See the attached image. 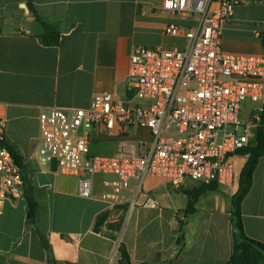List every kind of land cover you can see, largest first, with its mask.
I'll return each instance as SVG.
<instances>
[{
	"label": "crops",
	"instance_id": "1",
	"mask_svg": "<svg viewBox=\"0 0 264 264\" xmlns=\"http://www.w3.org/2000/svg\"><path fill=\"white\" fill-rule=\"evenodd\" d=\"M238 1L223 27L222 49L232 55L263 56L264 0ZM32 3L38 18L26 0H0V115L7 118L8 143L22 158L25 182L22 198L0 205V264H122L121 246L131 264H227L234 244L231 201L237 184L203 193L190 212L189 193L203 183L187 180L174 189L149 177L137 206L114 207L102 200L103 176L95 179L93 197L83 199L79 177L59 171L55 164L42 166L36 157L43 108H87L100 94L126 100L134 48L183 49L188 39L168 35L166 28H194L199 16L164 14L163 0ZM35 20L59 33L58 46L41 42L33 32ZM254 106L244 104L245 119ZM239 160L240 178L248 156ZM149 195L158 201L157 208L143 205ZM27 197L38 204L33 223ZM242 216L247 236L264 244V158L242 203Z\"/></svg>",
	"mask_w": 264,
	"mask_h": 264
},
{
	"label": "built area",
	"instance_id": "2",
	"mask_svg": "<svg viewBox=\"0 0 264 264\" xmlns=\"http://www.w3.org/2000/svg\"><path fill=\"white\" fill-rule=\"evenodd\" d=\"M238 4L163 0L164 14L199 16L194 28H166L168 35L183 34L189 45L136 46L126 100L100 94L87 108H43L38 163L55 164L79 177L83 199L93 197L95 179L103 176L102 200L114 207L137 206L149 177L174 189L187 180L233 189L240 152L259 130L264 132V55L238 56L222 49L223 27ZM246 102L255 106L243 119ZM6 128L7 118L0 115L1 206L22 198L25 188L23 168L7 146ZM112 143L117 149L111 154H93V144ZM143 205L157 208L158 201L149 195Z\"/></svg>",
	"mask_w": 264,
	"mask_h": 264
},
{
	"label": "trees",
	"instance_id": "3",
	"mask_svg": "<svg viewBox=\"0 0 264 264\" xmlns=\"http://www.w3.org/2000/svg\"><path fill=\"white\" fill-rule=\"evenodd\" d=\"M30 11L38 18L37 12L33 6L32 0H26ZM46 46H58L60 44V35L51 28L47 29L44 36H37ZM264 48V31L260 34ZM16 161L22 166V158L9 143L7 144ZM242 156H248L244 165L236 193L232 196L231 222L234 227V244L232 255L227 264H264V244L247 236L242 216V203L249 194L252 185L254 173L262 158H264V132L259 130L255 139L240 152ZM217 183L204 184L201 188L189 193L190 202L188 211H194V206L200 195L207 191H215L218 188ZM28 201V219L33 223L38 217V204L33 198L27 197ZM42 244L45 249H49V243L46 236L39 232ZM122 264H131L129 255L124 246L119 249Z\"/></svg>",
	"mask_w": 264,
	"mask_h": 264
},
{
	"label": "rangeland",
	"instance_id": "4",
	"mask_svg": "<svg viewBox=\"0 0 264 264\" xmlns=\"http://www.w3.org/2000/svg\"><path fill=\"white\" fill-rule=\"evenodd\" d=\"M244 106V105H243ZM241 118L245 119L243 116ZM116 145L115 144H105V145H98V144H93L92 146V152L94 155H99V156H105L109 155L112 153L111 150H116ZM240 162V160L238 161ZM239 182L237 183L238 186Z\"/></svg>",
	"mask_w": 264,
	"mask_h": 264
},
{
	"label": "water",
	"instance_id": "5",
	"mask_svg": "<svg viewBox=\"0 0 264 264\" xmlns=\"http://www.w3.org/2000/svg\"><path fill=\"white\" fill-rule=\"evenodd\" d=\"M33 32L36 36H44L47 33L45 25L40 20L33 22Z\"/></svg>",
	"mask_w": 264,
	"mask_h": 264
}]
</instances>
